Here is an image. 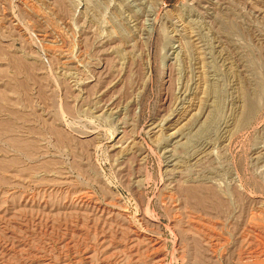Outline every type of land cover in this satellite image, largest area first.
<instances>
[{"label":"rangeland","instance_id":"1","mask_svg":"<svg viewBox=\"0 0 264 264\" xmlns=\"http://www.w3.org/2000/svg\"><path fill=\"white\" fill-rule=\"evenodd\" d=\"M0 264H264V0H0Z\"/></svg>","mask_w":264,"mask_h":264}]
</instances>
